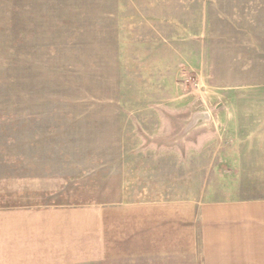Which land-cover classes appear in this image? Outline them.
<instances>
[{"label":"rangeland","instance_id":"374dc122","mask_svg":"<svg viewBox=\"0 0 264 264\" xmlns=\"http://www.w3.org/2000/svg\"><path fill=\"white\" fill-rule=\"evenodd\" d=\"M0 140L82 206L264 196V0H0ZM134 223L55 264H200Z\"/></svg>","mask_w":264,"mask_h":264},{"label":"crops","instance_id":"0c3cea01","mask_svg":"<svg viewBox=\"0 0 264 264\" xmlns=\"http://www.w3.org/2000/svg\"><path fill=\"white\" fill-rule=\"evenodd\" d=\"M11 142L0 140V264L72 261L82 236L93 238L96 252L102 231L108 245L119 231L123 248L134 219L137 254L150 261L171 253L192 262L198 245L200 264H264V196L98 205L94 192L95 203L82 206L80 175L50 174L41 154L36 169H29L23 154L12 155L17 151ZM106 187L105 197L111 190ZM122 189L116 190L120 196Z\"/></svg>","mask_w":264,"mask_h":264}]
</instances>
